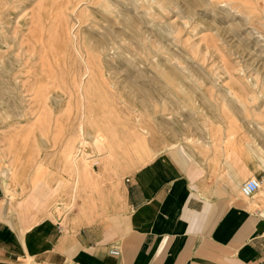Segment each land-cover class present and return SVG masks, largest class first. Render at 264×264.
I'll use <instances>...</instances> for the list:
<instances>
[{"label": "rangeland", "instance_id": "1", "mask_svg": "<svg viewBox=\"0 0 264 264\" xmlns=\"http://www.w3.org/2000/svg\"><path fill=\"white\" fill-rule=\"evenodd\" d=\"M100 141L121 170L93 181ZM170 147L254 150L264 183V0H0L6 204L87 223Z\"/></svg>", "mask_w": 264, "mask_h": 264}, {"label": "crops", "instance_id": "2", "mask_svg": "<svg viewBox=\"0 0 264 264\" xmlns=\"http://www.w3.org/2000/svg\"><path fill=\"white\" fill-rule=\"evenodd\" d=\"M257 172L254 150L204 156L170 147L122 176L115 205L83 224L37 210L17 213L0 182V264L29 256L72 264H264L258 192L248 202L240 196L243 177ZM112 246L119 254L109 252Z\"/></svg>", "mask_w": 264, "mask_h": 264}, {"label": "bare ground", "instance_id": "3", "mask_svg": "<svg viewBox=\"0 0 264 264\" xmlns=\"http://www.w3.org/2000/svg\"><path fill=\"white\" fill-rule=\"evenodd\" d=\"M95 151L98 153L97 154L98 155L97 162H99V164H100V165L98 164V166H99L98 172L95 171L91 167V162H89L86 157L81 158V160H80L81 161V166L76 165V169L78 171L81 170V172H85L86 174H88L87 176H90V180L94 179L93 181H95L97 179H100L99 176L103 172H108V171L116 172L115 171V167L118 165V156L116 155V153L111 148L105 146L103 141H100V142L97 143V145L95 147ZM75 155H77V154H75ZM69 157H70V155H69ZM77 157L78 156H73V157L71 156L72 160L74 159V161H72V162H74V163L77 162V160H75V159H77ZM262 166L264 167V164H262ZM87 179L89 180V177ZM259 181H260V183H259L258 188L251 195L246 196L247 198L251 197L256 192H260L262 190L263 184H264L262 177H260ZM84 210H85V208H84ZM261 216L264 217V213ZM85 217L87 218L88 222L92 221V220H90V217H91L90 210H87Z\"/></svg>", "mask_w": 264, "mask_h": 264}, {"label": "built area", "instance_id": "4", "mask_svg": "<svg viewBox=\"0 0 264 264\" xmlns=\"http://www.w3.org/2000/svg\"><path fill=\"white\" fill-rule=\"evenodd\" d=\"M260 177H256L254 175L247 176L242 179V182L240 183V192L242 196H249L251 195L259 186L260 183ZM109 252L111 254H119V249L116 246H112L109 248Z\"/></svg>", "mask_w": 264, "mask_h": 264}]
</instances>
